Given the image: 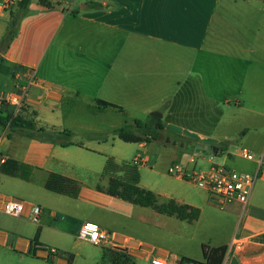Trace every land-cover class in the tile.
I'll use <instances>...</instances> for the list:
<instances>
[{"label":"crops","instance_id":"crops-1","mask_svg":"<svg viewBox=\"0 0 264 264\" xmlns=\"http://www.w3.org/2000/svg\"><path fill=\"white\" fill-rule=\"evenodd\" d=\"M18 1L0 0V41L6 33L11 11L18 8ZM48 1L59 6L47 8L39 0H32L16 38L9 49L0 54L2 65L14 73H0L5 76L0 91L7 95L17 93L19 87L27 86L34 79L35 82L28 85L23 106L26 119L23 120L35 125L46 115L61 118L75 114L76 121L83 123L85 137L77 139L71 134L66 135V139L54 138L48 135L47 128L37 124L38 129L45 131L18 126L11 136H4L0 151L9 159L28 165L29 176L6 175L0 170L1 213H4L7 199L17 198L25 203L24 214L19 220H31L32 207L39 205L43 223L54 218L59 224L61 205L83 200L93 209V215L80 223V229L86 221H95L103 228L102 222L107 213H112V206L126 211L139 210V205L98 191V184L88 194L81 181L82 169L96 175L101 171L99 167L95 170L94 164H83L80 159L101 156L104 164L99 166L104 168L107 159L114 158L116 138L120 139L113 133L117 126H110L108 131L101 129L104 125L93 124L96 117L103 119L105 124L121 123L122 113L140 108L147 118L135 120L151 123L153 117L159 118L156 122L162 124L161 132L165 136L175 137V142H182L183 146L191 145L195 152L207 153L198 151V145L222 144L227 159L231 155L242 158L243 145L257 148L249 138L255 131L258 137L264 136V123H235L239 127V145L234 152L228 142L230 136L217 133L219 128L234 124L229 123L231 117L226 115L235 110L264 119V0ZM222 54L227 56L226 61L218 57ZM17 72L22 73L20 79L15 75ZM98 99L122 110L101 107ZM154 113L160 116H154ZM183 123L193 127L196 126L192 123H209L211 129L195 131ZM105 131L109 135L107 138ZM14 134L16 137L12 138ZM70 142L74 144L62 146V143ZM137 144L144 152L148 151L149 142ZM261 153L264 154V147ZM138 155L135 159H145L141 166L150 163L142 150ZM199 157L203 156L199 154ZM251 162L254 167L250 169L254 173L257 162ZM184 168L195 169L188 165ZM50 172L78 179L81 182L79 197L74 199L47 190L45 182ZM175 177L185 182L183 178ZM258 182L244 213L238 202L226 206L236 211L241 221H233L232 235L216 246H227L223 264H264V177ZM108 183L102 187L106 189ZM140 185L152 189L142 184V178ZM154 192L163 202L173 198L180 204L201 208L200 218L193 224L199 222L205 207L217 208L207 194L202 198ZM151 209L154 210L151 207L140 210L166 226L169 222L176 226L187 222ZM115 218V222L121 223L123 216L115 214ZM35 226L42 229V235L40 221ZM34 231L26 238L15 236L12 239L10 232L0 229V245L20 258L50 264L49 257L54 260L55 256L45 250L42 236L34 255L30 252L31 237L37 233ZM57 232L67 234L61 228H57ZM133 241L129 236L118 238L119 248L128 251L134 264L138 259L151 262L152 258L163 259L167 264L206 263L204 252L201 260L170 250L154 254V247L149 249L143 242ZM139 243L144 251L137 249Z\"/></svg>","mask_w":264,"mask_h":264},{"label":"rangeland","instance_id":"rangeland-1","mask_svg":"<svg viewBox=\"0 0 264 264\" xmlns=\"http://www.w3.org/2000/svg\"><path fill=\"white\" fill-rule=\"evenodd\" d=\"M18 9V8H17ZM252 9V8H250ZM218 57L225 58L226 55L222 54ZM221 58V59H222ZM220 65V63H219ZM5 77L0 75V85L3 82L2 78ZM7 79V78H5ZM9 85V80H6ZM8 89V87H6ZM7 96L4 91H0V112L4 116H13V118H24V107L16 108L11 105L6 104L3 99ZM230 115V116H229ZM121 123L111 124V123H102L99 120V117L95 118V123L101 129L111 130L110 126H117L116 128H121L128 125H133L135 119H145L147 118L146 114L143 113L142 109L134 108L129 112L122 113ZM227 117H231L229 123H234L233 125H225L222 128L218 129V135L224 136L229 135L230 138L228 142L232 146V151H236V147L239 145L238 140V130L239 127L235 123H264V119L258 117L255 114H249L248 112L243 113L240 110H235L231 114H227ZM39 119V118H38ZM45 119V120H44ZM43 120L37 121L39 127L47 128L48 135L54 138L66 139L67 136L64 134L65 131H69L72 134V137L81 139L85 137L83 123L76 121L75 114L70 117H61L56 118L55 116L46 115ZM98 119V120H97ZM152 121V120H151ZM55 122V123H52ZM39 123H42L39 124ZM157 123L153 120L150 125L153 126ZM35 127L38 129L37 125ZM184 124V123H183ZM196 127L184 124L192 130H197L201 132H208L211 127L209 123H192ZM54 126V127H52ZM115 128V127H114ZM16 129L14 127H0V135L11 136ZM134 132L140 135L139 129L134 127ZM105 131V137L109 135ZM255 131L251 137L250 141H254L257 144V148L253 149L248 147L247 144L243 145V148H246L254 153L258 159L262 155V149L264 147V136H259ZM61 133V134H60ZM161 132L162 138L157 140H152L149 142V149L147 152H144L137 143H128L120 140L118 138L117 142L114 143V152L115 161L118 164H132L138 154L141 153V150L145 157L150 160L148 165L139 166V172L142 178V184L148 186L152 189L159 192L165 193H175L177 195L186 194L189 196H200L204 198V195L208 193L202 189H199L191 180L185 178V182L179 181L176 179L175 174L168 172V169L171 165L178 163L182 168L194 167L196 170H206L210 167V160H213L217 163H224L229 168L241 171L252 173L250 168L254 167V163L249 160H244V158L235 157L233 155L228 156L225 159V156L228 155L223 150V145L219 144L216 147H219V150L215 153H202L195 152L191 145H184L183 143H176L177 140L175 137L170 135L163 134ZM12 138H15V134L12 135ZM49 136V137H50ZM174 139L172 141V139ZM167 139H170L168 142ZM16 141V140H15ZM226 145V144H225ZM224 151V152H223ZM196 156V162H190L192 156ZM199 154L203 157H199ZM97 158H82L80 162L83 164H94L96 167L100 168V173L96 175L95 173L88 172L86 170L80 171L81 181L84 183L87 193L89 194L90 189H95L96 184L101 186L107 185L109 177L104 175V168L101 167L104 160L101 156H95ZM144 158V157H143ZM101 165V166H99ZM239 165L245 166V170L240 169ZM103 168V169H102ZM247 169V170H246ZM258 182V181H257ZM258 182L257 184H259ZM147 189V188H146ZM154 189V190H153ZM6 192V191H5ZM7 194H12L7 191ZM162 199L160 198V202ZM73 201V200H71ZM61 217H58L60 220L59 224L55 223L54 218H50L47 222L43 223L40 219L41 228H43V233L41 235V230L39 227L36 229V223L32 222L29 218L25 220H19L17 217L10 216L0 212V229L4 232H10L13 237L17 236L19 239L26 238L31 236L32 231L37 233L31 237L34 239L39 233L42 236V241L45 243L44 247L52 248L57 251L55 254V259L49 261L50 264H111V261L108 256L105 255L104 248L102 246H96L92 243L84 241L78 238L79 225L83 220L90 219L93 215V209L88 207L87 203L83 200L70 202L68 205H61ZM111 208V207H109ZM112 213L108 215L102 222V226L109 233L115 234L120 237L129 236L133 238V242H143V244L151 249L155 248V253L158 254L161 250H170L176 253H182L186 256H189L194 259L201 260L203 258V248L202 245H205L208 250L223 244L226 242L227 237L232 235V226H234L233 221H241V216L239 217L236 214V211H231L228 207L220 208H204V213L199 220V222L193 223H184L181 226H176L172 222L169 224L163 225L161 220L151 219L150 215H147L144 211L142 212L141 207L137 206V211L131 210L126 211L125 209L119 206H112ZM201 209V208H200ZM152 210V209H151ZM154 212V210H152ZM235 214H234V213ZM100 213V212H98ZM234 214L233 217H230L231 214ZM115 214H120L123 216L121 223L115 222ZM104 223V225H103ZM233 223V224H232ZM58 224V226H56ZM57 228H61L67 234H59ZM34 231V232H35ZM176 231L175 233H171ZM171 238V239H170ZM231 247V246H230ZM107 249H112L106 247ZM229 248V247H228ZM52 259V258H51ZM0 264H44L41 261L30 259V258H20V256L15 255L8 248H4L3 245H0ZM137 264H151V262L145 261L143 259H138Z\"/></svg>","mask_w":264,"mask_h":264},{"label":"trees","instance_id":"trees-1","mask_svg":"<svg viewBox=\"0 0 264 264\" xmlns=\"http://www.w3.org/2000/svg\"><path fill=\"white\" fill-rule=\"evenodd\" d=\"M39 2L47 8H53L59 6V4H53L48 0H39ZM32 0H20L18 1V9L11 11L10 21L4 37L0 41V54L5 53L14 39L16 38L18 28L22 18L29 11ZM2 57L0 56V73L2 74H14L10 68L2 65ZM98 105L101 107H113L120 111V107L111 104L107 101L98 99ZM155 121H159V118L153 117ZM18 127L22 126L27 130H35V125L31 122L24 121L20 118H13V116H4L0 112V127ZM138 128L140 135L134 132L133 128ZM163 126L160 122L155 123L153 126L150 123H144L140 120H135L133 125H128L116 129L113 131L114 135L118 136L124 142L139 143L150 142L157 140L161 133ZM39 132H44V129H36ZM64 134L71 135L69 131H65ZM74 143H62V146L73 145ZM219 147H217V151ZM216 151V152H217ZM139 166L132 164H118L113 157L107 159L104 175L109 177L108 187L104 189L100 184L97 185V190L105 192L110 196L120 198L129 203L139 205L141 207H151L157 213L175 216L180 220L193 223L200 218L201 209L188 204H180L175 199L171 198L166 202H160L159 195L154 191L141 187V175L139 172ZM0 170L3 174L11 176H23L28 178L27 172L29 166L21 164L14 159H8L0 166ZM45 188L49 191L66 195L70 198H78L81 193V182L78 179L65 176L57 172H50L45 182ZM38 235L31 242V254L34 255L35 247L39 240ZM105 254L109 256L111 264H134L131 255L126 249H107L104 248ZM203 252L206 259L205 264H223L227 246H219L213 248L211 251L207 250L206 246H203ZM49 261H53V258L49 257Z\"/></svg>","mask_w":264,"mask_h":264},{"label":"built area","instance_id":"built-area-1","mask_svg":"<svg viewBox=\"0 0 264 264\" xmlns=\"http://www.w3.org/2000/svg\"><path fill=\"white\" fill-rule=\"evenodd\" d=\"M6 1L7 3L12 2V0ZM15 75L17 79H20L22 73L17 72ZM34 82V79H31L28 85ZM28 85L19 87V92L5 96L3 101L13 107L22 108L27 95ZM3 138L4 136L0 135V145ZM240 156L246 160L257 162V169L254 173L241 172L229 168L225 164L214 163L211 160L210 167L206 170L198 171L194 169L193 171H188L182 168L180 164L175 163L169 167L168 172L183 179L187 178L191 180L199 189L208 193L210 201L216 207L224 208L232 202H238L242 205L244 213L256 182L264 177V154L257 159L253 152L243 148L240 150ZM8 159V156L0 151V165L5 163ZM196 160V156L190 158V162L192 163L196 162ZM133 163L142 165L145 163V159L137 158ZM3 211L10 216L20 218L24 214L25 203L17 198H9L4 203ZM40 215L41 207L39 205H34L31 210L32 222L39 223ZM78 238L96 246L109 247L112 249L119 248L118 237L115 234L109 233L95 221L84 222L79 229ZM137 249L144 251L140 243ZM45 250L51 256H55L57 252L54 248L45 247ZM151 263L167 264L165 260L160 258H152Z\"/></svg>","mask_w":264,"mask_h":264},{"label":"water","instance_id":"water-1","mask_svg":"<svg viewBox=\"0 0 264 264\" xmlns=\"http://www.w3.org/2000/svg\"><path fill=\"white\" fill-rule=\"evenodd\" d=\"M154 116H160L159 113H154ZM162 138V135H159V139ZM168 142H170V139H167ZM176 144V142H175ZM197 150L198 151H203V152H210V153H215L217 151V147L216 146H212V145H198L197 146Z\"/></svg>","mask_w":264,"mask_h":264}]
</instances>
